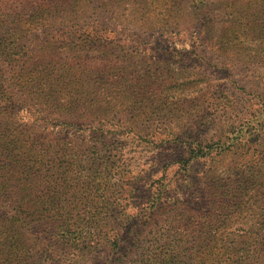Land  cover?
Masks as SVG:
<instances>
[{"label": "trees", "instance_id": "obj_1", "mask_svg": "<svg viewBox=\"0 0 264 264\" xmlns=\"http://www.w3.org/2000/svg\"><path fill=\"white\" fill-rule=\"evenodd\" d=\"M117 18L159 34L178 32L170 24L176 30L191 19L205 38L200 44L211 46L214 40L237 54L245 50H236L241 36L255 42L264 36V0H0V254L5 252L8 264H19L29 252L25 240L35 236L39 243L54 239L86 256L93 253L94 264H183L182 257L215 264L222 256L226 264H264L258 253L264 245L257 235L260 225L248 221L258 210L245 205L240 180L217 173L220 159L214 158L258 138L260 131L246 137L240 130L223 145L198 144L183 160L163 163L165 169L178 164L177 178L187 185L193 182L187 171L199 159L210 173L194 195L205 204L203 211L183 199L178 225L171 214L176 202L167 201L172 185L166 177L156 185L145 181L151 192L136 211L119 202L135 190L122 189L130 163L128 157L121 160L135 130L108 126L99 106L110 104L112 96L105 88L98 92V85L108 88L113 81L111 51L121 44L107 31ZM56 30L72 39L56 43L51 35ZM214 31L223 32L213 39ZM93 50L100 54H86ZM258 52L243 56L264 59ZM23 108L57 128L22 121ZM92 174L95 206L80 205L89 197L81 193ZM181 226L203 237L176 238ZM185 245L192 250L182 251Z\"/></svg>", "mask_w": 264, "mask_h": 264}, {"label": "rangeland", "instance_id": "obj_2", "mask_svg": "<svg viewBox=\"0 0 264 264\" xmlns=\"http://www.w3.org/2000/svg\"><path fill=\"white\" fill-rule=\"evenodd\" d=\"M245 21L247 23L246 18ZM170 26V30L178 32H149L134 28L117 18V24L111 27L113 30L107 31L109 39L120 41L121 45L113 46L111 51L115 56L116 67L110 71L109 76H113L111 87L107 88L103 83L98 85V92L104 88L110 91L112 101L99 106V109L108 126L117 124L120 128L135 130L134 134L128 136L127 144L123 147L125 154L121 158L123 161L128 157L130 163L128 172H124L127 183L122 185V189L126 193L131 188L135 190L133 194L125 193L126 199L130 197L132 200L128 202L122 199L119 202L128 206V212L136 211L143 204L144 195L151 192L145 181L156 185L169 179L172 189L167 193V201L176 202L171 214L175 215L178 225L177 213L184 207L183 199L203 211L202 205L205 204L195 199L194 195L199 188L204 187L203 176L210 173L203 171L207 164L199 159V163H194L187 171L190 180H193L192 184L187 185L177 178L180 173L178 164H169L170 167L165 169L162 168L163 163L183 160L187 157L185 153L197 149L198 144L211 147L223 145L227 138L235 137L240 130L239 133L246 137L250 133L254 137L256 131H260L258 138L237 145L235 150L223 157L216 155L214 158L220 159L217 173L227 180H240L247 193L244 196L245 205L258 210L257 215L248 221L260 225L257 235L263 237L259 239L263 242L264 59L249 60L243 54L259 51L256 57H264V36H259L257 42L244 40L242 38L248 37L241 36L236 50H245L237 54L233 50L220 48L214 40L211 46L208 42L200 44V39L204 41L205 38L198 34L191 19L176 30L173 25ZM251 30L256 28L252 26ZM222 32L214 31L209 35ZM234 34L239 35V31ZM51 35L55 37L56 43L72 39L70 33L60 30L53 31ZM232 35L229 32L230 38ZM212 36L216 39L218 35ZM43 38L44 35H39L40 45ZM86 54L96 57L100 51H88ZM19 115L22 121H36L51 129L57 128L51 123H43L44 120L38 114H33L32 110L20 109ZM162 177L168 179L161 180ZM93 178L92 174L88 182L91 185L84 187L81 193L89 195L88 199H81L78 204L95 206L98 189ZM157 178H160L158 182ZM174 179L178 181L176 184ZM70 201L71 198L67 204ZM176 235V238L181 236L186 239L203 237L198 231H183V226ZM25 243L29 252L21 256L19 264H94L97 261L93 253L86 256L81 249H69L59 240L47 239L39 243L32 236ZM186 247L182 251L187 253L192 250H185ZM260 248L259 258L264 260V245ZM182 259L183 264H192L191 259ZM8 263L5 252L1 253L0 264ZM196 264L199 262L196 261ZM215 264H226L224 256Z\"/></svg>", "mask_w": 264, "mask_h": 264}]
</instances>
